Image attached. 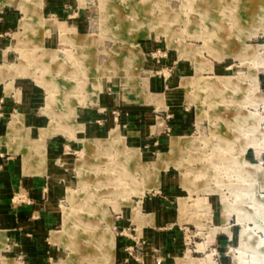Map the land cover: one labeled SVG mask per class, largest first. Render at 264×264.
<instances>
[{
	"label": "rangeland",
	"instance_id": "1",
	"mask_svg": "<svg viewBox=\"0 0 264 264\" xmlns=\"http://www.w3.org/2000/svg\"><path fill=\"white\" fill-rule=\"evenodd\" d=\"M9 14L0 93L17 107L1 142L27 175L58 168L66 196L32 261L0 231V264H264V0H0V24ZM156 42L194 68L180 95L189 127L175 133L161 118L177 110L147 79ZM115 99L148 104L145 131L112 121ZM145 197L164 199L182 228H149ZM171 232L181 248L165 254Z\"/></svg>",
	"mask_w": 264,
	"mask_h": 264
},
{
	"label": "crops",
	"instance_id": "2",
	"mask_svg": "<svg viewBox=\"0 0 264 264\" xmlns=\"http://www.w3.org/2000/svg\"><path fill=\"white\" fill-rule=\"evenodd\" d=\"M13 20V14H9L5 22L0 24V26L8 29ZM8 34L9 33H4L3 35ZM6 41L5 37H2V39L0 38V45L5 47ZM145 55L148 56L146 62V69L148 70L146 72L152 75L153 78V80L147 78L150 83V91L157 95H163L166 106L177 110L175 116L171 115L167 117L172 118V120L166 121L161 118L162 116H156V118H161L166 124V128H173L174 133L187 129L189 127L188 120L186 119L188 114L183 112H188V109L184 108L182 111L183 107H180L182 103L180 95L181 92H183L181 91V84L183 79H185L184 76L191 73L194 69L191 62L183 59L180 53L175 55V53L170 52L168 47L161 46V43L158 42L146 47ZM153 73L156 74L153 75ZM177 85L179 86L177 87ZM4 89L5 92H7L6 87ZM102 97L103 102H100L98 99V104L101 105L102 108L97 111L99 120L103 117L100 114L110 101V99L105 101L104 99L106 97H104V95H102ZM22 100L26 102V105H23L26 108H29L30 104L33 103L32 96H26V98H24L22 94V99L18 98L17 101L21 102ZM147 105L148 104L116 103L115 99L108 107L111 109H119L113 110L112 114L116 113L117 117H111L112 121H121V127H134L130 132H137L139 130L142 132L145 131V128L141 127L147 122L148 114L150 113L149 109L145 108ZM14 107H17L14 106V96L13 99H7L6 95L4 96L0 93V231H6L10 237L11 245L14 246V243H17L20 248L24 249L23 253L29 257V261H32L33 258L31 257L35 254L31 252H35L40 245H47V242L44 240L47 239L48 235L51 236V232L55 231L59 225L60 214H62L59 207L63 203L62 199L64 195L66 196V189L64 190V185L62 184L65 176L58 168L48 174V172L51 171L50 168L44 176L27 175L28 173L24 172L21 161L20 164L14 161V156H17L14 154V146L11 144L7 146L1 142V138L4 139L3 137L7 133L6 128L11 121V117L14 115V113H12L14 112ZM33 110L34 109L30 111L26 110L22 114H26L28 119L26 127H32L34 129L41 121L36 119ZM85 115L94 117L92 111H86ZM9 116L10 121L4 123V120H7ZM103 123H105V121H102L100 124L102 125ZM122 124H124V126ZM160 125L161 129L156 135L158 137L154 138L155 146L159 145V142L163 139H166L162 137V134H165V129L163 131V125ZM35 129V133L37 134V130L40 128ZM7 137L9 139H14V134H9ZM47 147L49 155L51 157H56L60 154L59 151L62 145L57 142H50ZM2 150H5V153L1 152ZM17 157L19 158V156ZM33 170L34 169H32L29 174H32ZM22 196H24V199L21 201L18 198ZM143 203L144 207L149 211V214L146 215L154 214V222L149 224V228L177 231L182 228L179 226V223L175 221L176 217L173 215L174 209L167 210L168 206L164 199L159 197L149 199L145 197ZM218 221L221 225L220 228L227 227L225 225H227L228 222H222V212H220L218 216ZM171 234L173 236L171 240L175 242L164 251L165 254L170 253V249L176 248L179 250V248H181V245L177 243L179 239L176 238L175 233L171 232Z\"/></svg>",
	"mask_w": 264,
	"mask_h": 264
},
{
	"label": "bare ground",
	"instance_id": "3",
	"mask_svg": "<svg viewBox=\"0 0 264 264\" xmlns=\"http://www.w3.org/2000/svg\"><path fill=\"white\" fill-rule=\"evenodd\" d=\"M254 2V1H253ZM50 83V82H49ZM213 86V85H212ZM228 125V124H227ZM119 133H120V131H119ZM181 145V144H180ZM27 157H26V155H22V157H23V162H24V168H25V170L26 171H28L29 170V166H31L32 165V162H33V158H32V156L29 154V153H27ZM91 176V175H90ZM89 176V177H90ZM87 177H88V175H87ZM154 178H155V176H154ZM90 179V178H89ZM86 183V182H85ZM99 193V192H98ZM82 204V203H81ZM90 205H91V203H90ZM92 206V205H91ZM75 217V216H74ZM77 221H78V225L79 226H83V220L79 217V218H77ZM70 234V231H66V234L65 235H63L62 236V238H66V237H68V236H71V235H73V236H75V234H71V235H69ZM78 242H79V240H78ZM68 245V244H67ZM72 245H74V244H72Z\"/></svg>",
	"mask_w": 264,
	"mask_h": 264
},
{
	"label": "built area",
	"instance_id": "4",
	"mask_svg": "<svg viewBox=\"0 0 264 264\" xmlns=\"http://www.w3.org/2000/svg\"><path fill=\"white\" fill-rule=\"evenodd\" d=\"M168 131H169V132H171V131H172V129H171V128H169V129H168ZM18 199L22 201V200L24 199V196H22V197H19Z\"/></svg>",
	"mask_w": 264,
	"mask_h": 264
}]
</instances>
